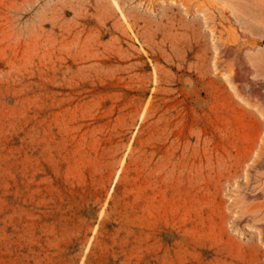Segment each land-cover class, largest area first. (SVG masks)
<instances>
[{
    "label": "rangeland",
    "instance_id": "rangeland-1",
    "mask_svg": "<svg viewBox=\"0 0 264 264\" xmlns=\"http://www.w3.org/2000/svg\"><path fill=\"white\" fill-rule=\"evenodd\" d=\"M0 264H264V0H0Z\"/></svg>",
    "mask_w": 264,
    "mask_h": 264
}]
</instances>
